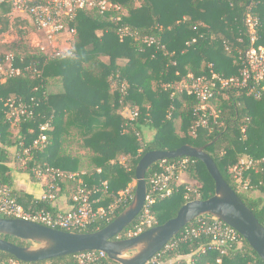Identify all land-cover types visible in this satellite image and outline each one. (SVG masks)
Masks as SVG:
<instances>
[{
  "label": "trees",
  "instance_id": "trees-1",
  "mask_svg": "<svg viewBox=\"0 0 264 264\" xmlns=\"http://www.w3.org/2000/svg\"><path fill=\"white\" fill-rule=\"evenodd\" d=\"M110 1L120 11L104 15L96 10L78 12L69 24L75 33L64 56L49 58L39 48L24 54L5 52L0 46L2 53H13L15 66L22 68L20 76L0 82V187H9L12 196L26 209L57 213L49 200H35L12 189L13 165L47 122L52 127L45 131L50 143L33 151L29 166L75 174L73 179L57 181V196L65 192L73 195L82 181L92 199L100 198L96 207L109 208L124 199V192L136 181V167L146 153L213 143L205 151L264 227V103L242 89L218 92L209 102L212 130L200 129L198 136L193 137V109L198 102L186 95L173 96V90L164 87L177 84L189 73L209 75L210 65L225 77L237 76L240 54L249 46L244 27L249 11L260 20L259 43L264 45V0H140L139 6L136 0ZM0 8L10 10L8 6ZM123 25L140 36L155 37L160 46L148 47L130 37L121 41L118 32ZM30 28L36 32L33 24ZM21 34L25 36L27 32ZM53 80L61 83V92H48ZM12 98L32 112L21 118L18 127L12 126L7 105ZM126 108L139 112L133 127L127 125L123 115ZM145 129L155 132L151 140L144 136ZM74 132L81 139L79 150L85 151L82 156L68 153ZM244 157L258 161L259 165L258 172H245V181L250 184L241 193L232 170ZM159 170L160 163L148 170V188L149 178ZM28 172L32 173L30 169ZM185 175L197 185L176 180L173 194L153 206L156 226L174 218L188 202L214 196L215 182L201 161L191 159ZM136 187L137 184L130 188L133 194ZM249 191L259 194L252 198L246 194ZM130 203L120 205L116 216ZM138 219L116 239H127L128 233L136 229ZM107 225L85 232H95ZM0 238L20 247L32 246L16 237ZM203 242L204 238L190 240L172 252L161 251L158 260L163 263L181 257L174 264H216L221 257L219 252L196 253ZM11 260L17 259L0 251V264ZM41 263L74 264L73 255ZM253 263L264 264L246 241L242 251H231L223 257V264ZM100 264L118 263L106 258Z\"/></svg>",
  "mask_w": 264,
  "mask_h": 264
},
{
  "label": "built area",
  "instance_id": "built-area-1",
  "mask_svg": "<svg viewBox=\"0 0 264 264\" xmlns=\"http://www.w3.org/2000/svg\"><path fill=\"white\" fill-rule=\"evenodd\" d=\"M6 6L10 8L9 11L12 15L26 17L31 21L36 33L42 39V46L39 49L49 58L64 56L68 52L64 53L57 50L58 41L63 40L66 34L75 33V30L69 24L75 21L80 10H96L101 15L113 10L120 11V8L110 0H0V7ZM244 27L248 35L249 46L240 54L241 68L237 76L225 77L217 73L213 69V65H210L209 75L195 76L193 73H189L175 85H164L165 89L173 90V96L186 95L198 102L193 109L194 122L191 131L193 137L198 136L200 129L212 130L210 122L212 113L209 110V102L215 98L218 92L242 89L255 100L264 103V45L259 43L262 39L259 34V18L249 11L244 18ZM118 34L121 41L130 37L148 47L160 46L155 37L140 36L125 25L119 29ZM15 62L16 57L13 53H2L0 51L1 83H5L8 79L22 74V68L16 67ZM122 91H125L124 87ZM7 105L11 113L12 126L14 127H18L22 117L32 114V112H28V108L24 104L21 102L17 103L16 98L8 100ZM123 115L128 121L127 125L133 127L134 122L138 119L139 112L137 109L126 108ZM50 128H52L50 122L41 125L39 137L30 147L23 149L19 161L23 165H28L31 172L44 182L48 190L44 200L51 201L58 194L57 181L73 179L76 175L51 167L29 166L28 163L33 158V151L42 150L49 145V138L45 131ZM190 162L191 158L188 157L159 162V172L149 178L146 202L138 216L136 229L128 233V238L138 236L157 225L153 213L154 204L173 194L174 183L186 174ZM258 165V161L244 157L233 168L232 172L241 193L248 190L250 184L249 181H245V172L248 170L258 172ZM105 186L107 185L105 184ZM130 188L124 192L123 200L116 201L109 208L96 207V204L101 201L100 198L92 199L90 192H87L82 181H79L77 189L72 195V208L67 212L52 213L26 209L12 196L9 187H0V218L21 219L53 229L81 233L90 229H98L102 224L111 223L117 217L116 212L119 206L129 201L132 202L134 194ZM200 238H204V242L196 253L219 252L221 257L217 259L216 264H223V257H228L231 251H242L245 241L238 231L222 220L213 216H202L194 220L190 227L174 237L162 251L163 253L172 252L179 245ZM160 256L156 255L148 264H160L158 260ZM106 258H108L107 254L103 251H87L74 254L73 263L100 264ZM8 264L39 263H24L18 260H11Z\"/></svg>",
  "mask_w": 264,
  "mask_h": 264
},
{
  "label": "water",
  "instance_id": "water-1",
  "mask_svg": "<svg viewBox=\"0 0 264 264\" xmlns=\"http://www.w3.org/2000/svg\"><path fill=\"white\" fill-rule=\"evenodd\" d=\"M207 146L184 145L176 150L146 153L136 167L137 187L132 202L111 223L98 231L72 233L21 219L0 218V235L32 243V246L20 247L0 238V251L24 263H41L87 251H103L109 260L118 264H148L188 224L202 216H213L238 231L264 262V227L224 180L216 163L205 151ZM183 157L201 161L205 165L215 182L214 196L204 201L188 202L174 218L138 236L116 239L138 218L145 205L148 170L156 163ZM131 252L135 253L127 257Z\"/></svg>",
  "mask_w": 264,
  "mask_h": 264
},
{
  "label": "rangeland",
  "instance_id": "rangeland-1",
  "mask_svg": "<svg viewBox=\"0 0 264 264\" xmlns=\"http://www.w3.org/2000/svg\"><path fill=\"white\" fill-rule=\"evenodd\" d=\"M136 6L140 5V0H136L135 2ZM123 15L127 16V11L123 12ZM31 21L22 16H16L12 15L10 11L6 10L3 11L0 8V46L1 48L7 52V51H14L17 53H28L29 51H35V49H38L40 46H42V39L38 36V34L35 31H32L31 28ZM26 31L27 35L22 36L21 32ZM74 34H66L63 40L58 41L57 50L62 52H67L71 48V40L73 38ZM164 48V47H162ZM104 60H107L105 58ZM122 64H125V61H121ZM62 91V85L58 81H51L48 85V92L49 93H58ZM180 124V121L177 122ZM144 136L147 137L148 140H151L153 136L155 135V132L152 130L145 129L143 131ZM72 144L69 145L68 152H76L77 149L80 148L81 139L74 132V137L72 138ZM13 168H15L19 172H24L29 174L31 177L35 179H39V177L35 176L32 173H29L28 165H23L21 161L17 162L16 165H13ZM24 175V174H23ZM26 175L22 176L25 177ZM40 180V179H39ZM188 183L192 186L197 185L196 182L191 181L187 175H183L180 178V184ZM137 184V182H133L131 184V187H134ZM247 196L256 198L257 194H259L258 191H249L246 193ZM135 252H131L127 255V257H130ZM160 264H173L170 261H165Z\"/></svg>",
  "mask_w": 264,
  "mask_h": 264
},
{
  "label": "crops",
  "instance_id": "crops-1",
  "mask_svg": "<svg viewBox=\"0 0 264 264\" xmlns=\"http://www.w3.org/2000/svg\"><path fill=\"white\" fill-rule=\"evenodd\" d=\"M146 137V136H145ZM147 138V137H146ZM76 152H72L73 155L82 156L85 154V151L79 150ZM71 152V151H70ZM68 152V153H70ZM12 178H13V190L25 193L35 200H44L45 196L48 194V190L46 185L43 181L39 179H35L31 177L27 173H22L17 171L15 168L12 169ZM25 177H22L24 175ZM50 205L55 211L57 212H67L72 208V194L62 193L59 197L57 196L53 200H49ZM181 257L177 259L170 260L171 263H175L176 261L180 260Z\"/></svg>",
  "mask_w": 264,
  "mask_h": 264
}]
</instances>
